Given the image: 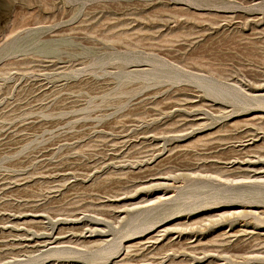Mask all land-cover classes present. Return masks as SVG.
Returning a JSON list of instances; mask_svg holds the SVG:
<instances>
[{"label": "rangeland", "instance_id": "1", "mask_svg": "<svg viewBox=\"0 0 264 264\" xmlns=\"http://www.w3.org/2000/svg\"><path fill=\"white\" fill-rule=\"evenodd\" d=\"M0 264H264V0H0Z\"/></svg>", "mask_w": 264, "mask_h": 264}]
</instances>
